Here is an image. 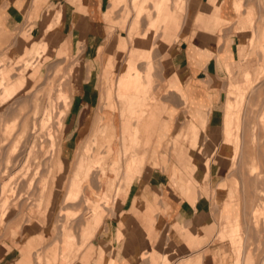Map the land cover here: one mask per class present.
<instances>
[{"label":"crops","instance_id":"1","mask_svg":"<svg viewBox=\"0 0 264 264\" xmlns=\"http://www.w3.org/2000/svg\"><path fill=\"white\" fill-rule=\"evenodd\" d=\"M168 2L170 7L166 6ZM151 3L153 7L150 8ZM56 4H62V10L65 11L66 19H69V25L72 22V14L75 12L80 16V21H84V24L80 22L82 26L87 28L85 38L82 40L79 39L76 30H73L71 34L65 33L68 53L70 50L75 53L78 47L74 45L85 42V49L80 55V58L83 55V65L71 87L72 100L67 114L71 112V115L73 113L75 117L83 108L95 109L89 121L87 133L89 135L81 138L82 141L73 153V162L81 143L91 135L96 119L94 135L84 144L85 147L83 146L79 155L100 162L101 167L94 171L89 184L97 186L98 180H101L99 186L102 188L101 191H105L109 186L122 187V192L118 196L116 191L113 192L115 196L113 200L117 201L118 197L125 192L122 183L129 184L132 181L126 196L118 201L122 202L120 223L124 225L123 228L129 229L135 221L134 238H122L125 233L123 228H116L113 232L115 243L121 245L122 252L115 258V254H107L100 248L97 252V264H160V260L166 262L168 258L171 260L170 264L172 261L173 264H225L224 255L221 256L223 263L221 259L218 260L216 248L213 249V254L211 248L206 251V256L209 254L206 263H204V256L199 253L204 242L213 234L214 236L216 234L222 242H228L235 259H238L240 264H246L247 254L242 255L240 243L241 216L240 229L234 237H232L233 230L229 222L223 221L216 233L217 229L215 230L211 225L201 228L199 221L196 223L195 219L206 212L201 195L206 193L211 174L217 171L222 173L228 169L229 165L228 158L223 159L222 164L212 162L214 156L220 154L219 149H216L208 160L206 150L212 149L211 144L214 143L212 134H223L221 147L225 153L224 149L229 141L225 134H233V131L241 130L239 114L246 96L243 86L253 83L257 77L256 68L242 63V58L247 54L249 27L252 22L255 28L262 25L264 21V0H188V2L183 0L182 7H180L181 0H130V3L129 0L123 3H119L118 0H80V2L66 0L63 3L59 0H0V52L5 49L8 37L17 28L28 23L38 26L42 13L46 14V10ZM157 6H161L158 14ZM119 8H122V14L127 8L135 13L133 19H124L123 15H120L118 25L125 29L124 35L113 34L115 30L113 16ZM184 9L188 11L187 19L185 25L183 23L180 26L177 13H181ZM165 10H169L170 13L162 14ZM189 11H192L190 19H188ZM151 13H155L157 19L152 18ZM160 15L159 25L160 28L166 27L165 32L154 35V28ZM144 16H146L144 19L146 31L140 33L139 28L140 25L142 26L140 23ZM79 33L83 37L84 30H79ZM111 33L113 34L111 40L106 43V36ZM122 37L127 38L129 42V49L124 54H120V49L124 50L125 47L121 41ZM262 48L264 50V45ZM156 50L165 57L172 50L174 54L170 65L161 69L159 79L161 86L155 88L153 53ZM141 63L144 64L143 69L139 67ZM111 64L110 71L116 73L114 99L119 108L117 112L111 102L104 103L103 109H99V83L104 79L107 80L108 77L104 78L103 70L109 68ZM217 66L220 70L226 69L228 73L233 70L237 72L230 77L234 96L232 103L227 102L230 99L221 103L222 93L218 87L221 79L218 74L222 72H217ZM161 90L162 94L158 101L157 92ZM108 100L110 101L111 98ZM221 107H226L225 111L220 109ZM201 109L212 110V119L210 120V113H208L205 128L196 115L197 110ZM222 111H224L223 118ZM185 114L192 119L185 117ZM236 114H238L237 117ZM128 119L135 120L131 129L128 124L126 129L123 127L128 123ZM212 122H215L214 125ZM200 134H206L209 140L205 146L201 145L200 138L198 139ZM182 138L187 140V149L185 151L181 149L178 152L176 147L178 145L180 147L179 140ZM237 138L240 162L243 161L242 164H245L250 151L249 149L245 150L246 152L243 151L244 144H241L239 136ZM192 142L195 144L193 145ZM171 146L175 148L173 152L177 155L179 167L177 164L167 167L170 181L162 182L154 179L152 173L148 174V171H158L157 168L152 167L157 165L158 155L163 165L167 166L168 160L165 154L169 151L164 148L168 150ZM149 150H151L150 155L152 150H157L154 161H146ZM72 152L70 147L63 146L60 154L70 155ZM245 153L247 156L244 155ZM255 156L258 164L256 152ZM135 159L138 160L139 167H136ZM206 160H208V168L204 166ZM64 167L58 158L55 167L53 166L56 168L57 176ZM117 169L118 176H116ZM127 172H129L128 178ZM137 172L139 175H136ZM224 184V181L214 182L216 202H222L230 189ZM167 188L169 189L166 190ZM155 189H160L161 194L154 195ZM65 192L66 186L63 198ZM154 207L165 211V214L152 216ZM225 208V202H222L220 210L222 220L225 216ZM170 213L172 214L170 215L171 224L165 227V219ZM83 216L79 218L82 219ZM98 216L95 224L91 226L85 219L84 226L78 225L80 219L77 222L74 233L80 235L78 246L82 245L84 238L90 242L88 246L85 244L80 250L75 264H91L95 251L94 245H91L94 238L92 235L95 236L102 226L104 210ZM40 225L42 226L41 222L36 223L34 227ZM68 228L67 234L72 235L75 229L70 225ZM28 230H25L24 235H28ZM165 230H167L168 239L157 243ZM4 234H6L5 228L0 226V238ZM199 236L202 237V242ZM137 237H139L138 247ZM123 239L124 244H122ZM52 245L46 251L47 259L51 263H59L60 251L65 252V257L68 256L67 242L60 246L58 260L55 254L50 255ZM31 247L32 244H29L28 247L21 249L20 258L14 264H30ZM69 250L74 251L71 244ZM146 254L149 255L145 256ZM234 262L235 260L232 264ZM0 264H9L8 241L3 238L0 239Z\"/></svg>","mask_w":264,"mask_h":264},{"label":"rangeland","instance_id":"2","mask_svg":"<svg viewBox=\"0 0 264 264\" xmlns=\"http://www.w3.org/2000/svg\"><path fill=\"white\" fill-rule=\"evenodd\" d=\"M63 1L66 2V0H59L61 3H63ZM67 1L80 2V0ZM125 1L126 0H118L119 3H123ZM181 1L182 5L180 7L184 6L183 0ZM186 1L188 2V0ZM169 4L170 3L168 2L166 6L170 7ZM149 7H153V4L151 3ZM62 9V4L52 5L46 10V14L42 13L38 26L35 27L28 23L17 28V30L8 37L5 49L0 52V82L3 78H11V81L13 80V82L18 79H22L25 82L24 86L17 89L15 95L9 100L5 101L4 99H1L0 96V226L4 227L6 231V234L1 236V238L8 241L9 264H14L16 260L20 258L21 249L28 247L29 244H32L30 249V264H75L77 259L76 257L78 256L80 250H82L85 246L84 243L87 245L90 242V240L87 241V239L84 238L83 244L79 245V247L78 244L80 243V235L77 233L74 234V231H76L75 228L79 219L81 222L79 221L78 225L80 226L84 224V219L89 221L91 218L90 216H92V213L89 212L87 203L84 204V202H87L86 200L88 195L92 198V200L97 199L95 195L98 192L87 188L86 184L83 183L84 195L80 198V200L82 199L81 202L78 201V203H74L75 205H68V207H65L63 202L67 194L69 181L72 177L75 164L79 158L80 151L83 149L84 144L89 139H92L94 129L97 126L95 119L91 135L81 143L75 154V161L73 162V153L77 149L79 142L82 141L81 138H85L89 135L87 134L90 126L89 121L93 117L95 109H93V107L83 108L79 115L75 117H73V113L71 115V112L67 114L72 100L73 92L71 87L76 81L78 72L81 71V66L83 65V55L81 58L80 55L83 54V50L85 49V42L74 45V47H78L75 50V53L71 52V50L68 53L65 33L71 34L73 30H76L78 31L79 39L82 40L85 38L87 28L82 26L84 21H80V16L76 15L75 12L72 14V22L69 25V19H66L64 15L65 11ZM166 12L170 13L169 10H165L162 14H165ZM187 12V9H184L181 13H177V15L179 14L180 26L183 23L185 25ZM237 12L238 10L236 13ZM121 14L122 8H119L113 16L115 18V30L113 34L115 35L125 34V29L120 28L118 25ZM122 15L124 19H133L135 13L131 9L129 10L127 8ZM161 15L157 21L158 25L156 24L154 28V35L156 33L157 35H160L165 32L164 29L166 27L160 28L159 25ZM151 16L152 18L157 19V15L155 13H151ZM145 17L146 16L143 17L142 22L140 23L142 24L139 28L140 33H144L146 31V26L144 25ZM190 18H192V11H189L188 14V19ZM80 22H83V24ZM249 28V36L247 38V54L244 58H242V63L247 66H254L257 70V77L253 83L243 86L246 96L240 108L239 114L241 120L239 128L241 130L239 129L240 132L235 130L233 131V134L235 136H239L241 144H244V146H242L243 151L249 149L250 155L253 150L256 152L258 158L257 176L250 175V172L248 174V170L250 169V162H248L249 158L246 160L245 164H242L244 162L241 161L236 165V168L239 169H237L236 172L239 173V175L235 172L237 174L236 175L234 171L232 173L229 172L228 174V169H225L222 173L219 171L213 172L210 177V183L206 188V193H203V196L201 195L204 199L202 205L204 206L206 212L204 215H201V217L197 216L195 222L197 223L199 221V225L203 229L211 225L215 228V230L217 229V233L223 220L220 215L222 203L216 202V195L214 196V182L224 181V185L229 187L231 190L232 186H230L231 183L229 177L231 175H236V178L237 176H241L238 178L240 185L239 189L235 191L236 196L234 198L235 202L233 205L237 214L241 216L242 231L240 233V243L242 246V255L244 254L245 256V254H249L252 257V254H254V257H252L254 259V263L264 264V194L261 192L264 191V185L262 186L261 184V180H264V59H262V55L264 54V50L262 48L264 45V21L262 25L255 27L256 30L254 28V22H252V25ZM79 30H84L83 37L79 33ZM113 34L111 33L106 36V43L111 40V36ZM121 41H123L125 47L124 50L120 49V54H124L129 49V42L127 38L125 39V37H122ZM43 45L46 46L44 53L40 48ZM29 46H33L32 54H30V52L28 54L27 49ZM173 54L174 50L170 51L167 57H165L157 50L154 51L153 75L156 77L154 83L155 88L156 86H161L159 83L161 69L162 67L170 65V60ZM149 60H151V58H149ZM29 63L33 65L30 66ZM111 66L112 64L109 68L103 70L104 78L108 77V81L104 79L99 83V109H103L104 103L111 102L114 105L112 107L117 112L119 111V108L114 99V81L116 79V73L110 71L112 70ZM139 67L143 69L144 64L141 63ZM217 68V72H222V74H218L221 79L218 82V87L222 93L221 103L226 99H230L227 102L232 103L234 96L232 95V89L230 86V77L231 75H235L237 72L233 70L231 73H228L224 68L222 70H220L218 66ZM38 69L40 70L37 71ZM238 78H240L239 75ZM58 89H61L65 93L66 100H62L60 98V100H58ZM1 92L2 90H0V94H2ZM161 94L162 90L157 92L158 101H160ZM47 97H49V100H52L53 102L58 100L61 103L62 101L61 104L58 101L56 102V109L58 108L57 113L60 117H58L57 114H53L54 116L52 118V122H49L48 125L45 124L42 126L40 124L42 119V115L40 116L42 112L40 113V110L42 108L38 110V116L33 114L35 109H38L37 107H42V105L45 104ZM109 98H111L110 101L108 100ZM225 108L221 107L220 109L225 111ZM224 111L221 112L222 118ZM211 112L212 110H197V118L202 122L204 128L207 124L208 113H210V120L212 119ZM63 114H67V116ZM185 117H187V114H185ZM54 118H56V120H54ZM34 119H36V121ZM53 121H55V123ZM134 122V119H128V123H126L123 127L126 129V126L129 125L131 129ZM214 123L215 122H212L213 125ZM49 125L51 127H49ZM45 127L47 129H45ZM50 132L55 138L54 143L58 149V153L54 156L50 154V152L52 154L54 153V149L52 147L50 148V141L47 139L49 138L48 133ZM253 134H255V138L252 136ZM212 135L214 136V143L211 144L212 149L206 150V152H208V160L212 157L215 150L219 149L218 151L220 154H216L212 162L222 164V160L225 159L226 156L221 147L223 134ZM199 138L201 145L205 146L206 143H209V140L206 138V134H200L198 139ZM253 138L255 140H252ZM33 141L35 142L33 143ZM251 141H253V143H251ZM179 144L180 147L179 145L176 147L178 152H180L181 149L184 151L187 149V140L182 138L179 140ZM192 144L194 145L195 142H192ZM63 146L70 147L73 152L70 155H61L60 152ZM50 149H52L53 152ZM174 149L175 148H172V146L168 150L164 148V150L169 151L168 154H165L168 160L166 164L167 166L163 165L161 157L158 155L159 157L156 160L157 165H152V167L157 168L158 171H148V174L152 173L154 179H158L162 182L170 181V173L169 170H167V167L169 168L175 166V164L178 165V161L176 159L177 155L173 152ZM150 152L151 150H149L146 161H154L156 159L157 150H152L151 155ZM249 154H247L248 157L250 156ZM49 155L53 157L51 160L52 162H49L51 158ZM244 155L247 156L246 153ZM58 158L65 166L59 176L56 175V168H53V166L55 167L56 160ZM206 161L204 162V166ZM49 163L52 164V166ZM136 175H139V173L137 172ZM131 184L132 181L129 184L122 183L125 192L118 197V200H121L126 196ZM65 186L66 192L63 198ZM168 189L169 188L166 190ZM153 194L160 195L161 190L155 189ZM258 196H260V198L262 196L260 200H263V202H259L260 200ZM112 197H110L108 203H103L101 201L103 205L100 204L101 207L105 205L106 208L104 207V217L101 228L95 236L92 235L94 238L91 241V245H94L93 247L95 251L91 258V264H97V252L100 248L107 254H115V258L117 254L122 252L120 250L121 245H116L115 243L113 233L116 228H123L124 226L120 223V207L122 206V202L113 200L115 198L113 193ZM254 208L261 209L257 220V226H254L253 220L251 219ZM164 214L165 211H161L157 207H154L152 216H163ZM170 215L172 214H167L165 227L171 224ZM80 216H83V220L79 218ZM40 222L42 226L40 225L41 227L39 226L35 228L34 226H36V223L40 224ZM69 225L73 226V229H75L72 232L74 235L72 234L71 238L67 236V228ZM134 227L135 221L132 222L129 229L126 230L123 228L125 233L122 238H134ZM25 228L29 229L27 236L24 235L26 230ZM167 234V230H165L158 239L157 243L168 239L166 236ZM139 237H137V247ZM124 239L122 240V244L125 243ZM66 241L69 242V245L72 244L71 248H73L74 252L63 263H61L63 251L59 252V250L63 242ZM200 241H203L202 237H200ZM51 245L52 247L49 251L50 255L55 254V257L58 260V252L59 255L61 254V260H59V263H51L47 259L46 251ZM229 246L228 242H222L218 237H216V234L215 236L213 234L207 241L204 242L199 253L204 256V263H206L207 258L209 257V254L206 256V251H209V248H211V253L213 254V249L216 248L218 260L221 259L222 263L225 261V264H232V261L235 260V256L232 253L231 247L230 253ZM148 255L149 254H146L145 256ZM223 255L225 256V259L222 261L221 256ZM147 260L149 261V259ZM160 261L163 264H170L171 260L168 258L166 262L162 260ZM173 263L174 262L172 261L171 264Z\"/></svg>","mask_w":264,"mask_h":264},{"label":"bare ground","instance_id":"3","mask_svg":"<svg viewBox=\"0 0 264 264\" xmlns=\"http://www.w3.org/2000/svg\"><path fill=\"white\" fill-rule=\"evenodd\" d=\"M136 1V0H135ZM161 8V6H157V10H156V13L158 14L159 12H160V9ZM33 47V46H32ZM32 47L30 48H28L27 50H28V54H29V52H30V54H32V51H33V49H32ZM36 48V47H35ZM42 50H43V53L45 52V50H46V46L45 45H43L42 47H40ZM26 50V51H27ZM42 54V53H41ZM40 58V57H39ZM28 62H29V60H28ZM33 63V62H32ZM30 64V63H29ZM31 65H33V64H30V66ZM27 67V66H26ZM40 69H38L37 71H39ZM39 73V72H38ZM70 74V73H69ZM25 77V76H24ZM2 79V78H1ZM16 79V78H15ZM17 80V79H16ZM24 84H25V82H24V80H22V79H18L17 81H14L13 82V80L11 81V78H7V79H5V78H3L2 80H1V82H0V90H2V94H0V96H1V99H4L5 101L6 100H9L10 98H12L14 95H15V93H16V91H17V89H19V88H21V87H23L24 86ZM49 85V84H48ZM48 89V88H47ZM47 94H48V92H47ZM57 98H58V100H60V99H62V100H66V95H65V93L60 89H58V94H57ZM60 98V99H59ZM57 100V101H58ZM3 101V100H2ZM57 101H55V102H53L52 100L50 101L49 100V97H47V99H46V102H45V104H43L42 105V107H37L38 109H35V112H34V114L33 115H37L38 113H39V111L38 110H40V108H42L41 110H40V113L42 112V114H40V116L42 115V119H41V121H40V124L42 125V126H44L45 124H49V122H52V118H53V114H57L58 115V117H60L59 116V114L57 113V109H56V102ZM59 103H60V101H58ZM61 103H62V101H61ZM60 103V104H61ZM63 115H66V114H63ZM38 116V115H37ZM238 116V114H236V117ZM56 117V116H55ZM35 118V117H34ZM57 118V117H56ZM56 118H54V120H56ZM37 119V118H36ZM36 119H34L35 121H36ZM61 119H62V114H61ZM60 119V120H61ZM34 121V122H35ZM54 123H55V121H53ZM57 123V122H56ZM61 125V124H60ZM59 125V126H60ZM41 126V127H42ZM46 127H48V126H46ZM45 127V129H47ZM49 127H51L50 125H49ZM61 127V126H60ZM51 129V128H50ZM33 130H34V128H33ZM32 130V131H33ZM35 131V130H34ZM135 134H136V130H135V132H134ZM32 135H33V133H32ZM254 135L255 134H253L252 136L254 137ZM48 136H49V138H47L49 141H50V148L52 147L53 149H54V153L52 154L51 152H50V154L51 155H56V153H57V147L55 146V143H54V140H55V138H54V136L52 135V133L50 132V133H48ZM225 136L226 137H228V139H229V141H228V143H227V145L225 146V153H226V157L225 158H228L229 159V165H228V174H229V172L230 173H232L233 171H234V173L237 171V169L238 168H236L237 166V164H238V162L240 163V148H239V141H238V138H237V135L235 136L234 134H225ZM255 138V137H254ZM252 139V140H255V139ZM35 141H33V143H34ZM48 142V141H47ZM32 143V144H33ZM137 143V142H136ZM251 143H253V141H251ZM136 146H137V144H136ZM255 149V148H254ZM51 151H52V149H50ZM53 152V151H52ZM250 155V154H249ZM48 157V156H47ZM46 157V158H47ZM49 157H51L50 158V160H49V162L53 159V157L52 156H50L49 155ZM52 162V161H51ZM134 162L136 163V167H139V165H137L138 164V160H134ZM249 165H250V169L248 170V174H249V172H250V175H256V172H257V168H258V164H257V160H256V156H255V151L253 150V154H251L250 156H249ZM50 164V163H49ZM51 166H52V164H50ZM50 165H48V166H50ZM205 166L208 168V161H206V163H205ZM101 166H100V162H99V160H89V159H87L85 156H79V158H78V160H77V163L75 164V167H74V170H73V173H72V177H71V179H70V181H69V185H68V190H67V194H66V196H65V198H64V206L66 207H68V205L70 206V205H73L74 203H78V201L79 202H81L82 201V199L80 200V198H82L83 197V195H84V191H83V183H85L86 184V186H87V188H89V189H92V190H95V192H97V191H99V193H96V198L98 199H95V200H92V198H90L89 197V195H88V197H87V202H84V204L85 203H87V206H88V208H89V212H91L90 214L92 215V216H90L91 218L89 219V224H90V226L91 225H94L95 224V222H96V219H97V217H99L98 215H100V212H101V210L103 209H105L106 208V206L104 205V206H102L101 207V205L100 204H102V202L103 203H108L109 202V200H110V197L112 196V193L114 192V191H116V194H117V196L122 192V187H119V188H114V186H109V187H107L106 188V190L105 191H101V187H99L100 185H101V180H98V185H97V187L95 186V185H93V184H89V179H91V177H92V175H93V173H94V171L96 170V169H98V168H100ZM51 168V167H50ZM60 168V170L62 169V167L60 166L59 167ZM117 168H118V166H117ZM235 168H236V170H235ZM119 169V168H118ZM116 170V176H118V173H119V170ZM239 170V169H238ZM239 172V171H238ZM260 172V171H259ZM258 172V173H259ZM237 173V172H236ZM235 173V174H236ZM262 173V172H261ZM102 174V173H101ZM238 175H239V173H237ZM236 174V175H237ZM260 174V173H259ZM258 174V175H259ZM263 174V173H262ZM235 175V176H236ZM226 176H227V174H226ZM229 176V175H228ZM235 176H233V175H231L229 178H230V186H232V189L230 190H228V192H226V197H225V199L222 201V202H225V216H224V218H223V221H225V222H229L231 225H232V237H234L235 236V233L236 232H239V229H240V224H239V222H240V216L237 214V211H236V209H235V207H234V198H235V196H236V194H235V191H237V189H239V180H238V178L239 177H241V176H237V178L235 177ZM244 176V175H243ZM257 176V175H256ZM263 176V175H262ZM126 177L128 178L129 177V172H127L126 173ZM245 178V177H244ZM249 179V178H248ZM256 179H257V177H256ZM262 179V178H261ZM93 183V182H92ZM261 184H262V186L264 185V180L262 181L261 180ZM97 188V189H96ZM97 190V191H96ZM9 192H11V191H9ZM262 192V194H264V191H261ZM87 196V195H86ZM9 197V196H8ZM259 197V200L262 198V196H261V198H260V196H258ZM264 199V198H263ZM258 200V201H259ZM102 201V202H101ZM255 201V200H254ZM261 201L263 202V200H260L259 202L261 203ZM100 202V203H99ZM221 202V203H222ZM75 205V204H74ZM103 205V204H102ZM107 205V204H106ZM105 207V208H104ZM108 207V206H107ZM68 209V208H67ZM71 209V208H70ZM102 210V211H103ZM64 212V211H63ZM260 212H261V209L259 208H254V210H253V212H252V220H253V223H254V226H257V223H258V217H259V214H260ZM63 216V215H62ZM81 222V221H80ZM86 223L84 222V224H83V226L85 225ZM69 227V226H68ZM67 229H69V228H67ZM263 229H264V226H263ZM259 230V229H258ZM262 230V229H261ZM264 231V230H263ZM259 232V231H258ZM260 232H262V231H260ZM75 234V233H74ZM73 234V235H74ZM67 236L69 237V238H71L72 237V235H68L67 234ZM69 241V240H68ZM68 241H66L67 242V244H68V251H67V254H68V256L67 257H65V252L63 251V258H62V260H61V263H63L71 254H73V252L74 251H71V250H69V242ZM71 242H72V240H71ZM86 242V241H85ZM64 243V242H63ZM79 243V242H78ZM83 244V243H82ZM86 243H84V245H85ZM72 245V244H71ZM83 245V246H84ZM261 247V246H260ZM232 253L234 254V252L232 251ZM61 255V254H60ZM59 255V256H60ZM253 256L252 257H254V254H252ZM233 256V255H232ZM249 254H247V256H246V264H255L254 263V259L252 258ZM262 262V261H261ZM263 263V262H262ZM234 264H240L239 263V260L238 259H235V262H234ZM261 264V263H260Z\"/></svg>","mask_w":264,"mask_h":264}]
</instances>
